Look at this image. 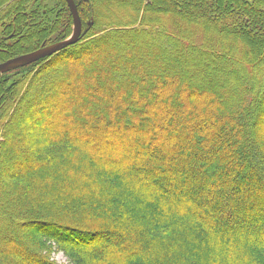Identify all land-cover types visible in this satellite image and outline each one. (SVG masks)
<instances>
[{"label":"trees","instance_id":"1","mask_svg":"<svg viewBox=\"0 0 264 264\" xmlns=\"http://www.w3.org/2000/svg\"><path fill=\"white\" fill-rule=\"evenodd\" d=\"M37 1L0 0V43L23 41L25 6ZM73 1L79 42L0 74V190L13 207L0 220L13 230L15 220L34 226L24 241L0 239V264H57L53 244L69 264H264V233L243 227L264 220V126L255 127L264 0H134L135 19L120 25L101 23V0ZM60 3L55 27H28L31 45L0 53V63L67 38L72 14ZM31 13L34 21L39 12ZM192 13L198 23L188 22ZM122 25L131 38L100 52ZM253 25L259 35L249 33ZM236 32L257 57L224 42ZM164 56L184 69L170 70ZM37 73L52 94L36 81L27 91ZM12 152L23 154L13 166ZM99 225L113 240L81 247Z\"/></svg>","mask_w":264,"mask_h":264},{"label":"rangeland","instance_id":"2","mask_svg":"<svg viewBox=\"0 0 264 264\" xmlns=\"http://www.w3.org/2000/svg\"><path fill=\"white\" fill-rule=\"evenodd\" d=\"M84 1H88V0H84ZM131 3H134V0H115V1L114 0L113 1L112 0H110V1L109 0H101V3L98 4V7H99V9H100V11H101V13L103 15V17L101 19V23L105 22V23H111L112 24L113 22H116L118 25H120L121 23H125L126 24V23H129V22L133 21L135 18H132L133 17L132 16V11L129 8V5ZM153 3L156 5V7H159L157 1L154 0ZM60 5H61L60 0H38L35 3L28 2L27 6H25V12H26L27 16L29 17V20H27V27L24 28V31H23L24 32L23 33V38H22L23 41L20 43V41H18V37L15 35V40H13V38L12 39L10 38L9 40L6 41V43H0V49L2 51H5V52H0L1 55L5 54V53H6L5 55H8V53H12V51L14 49H18L20 47L25 48V47H28L29 45H31L34 36L30 32L28 27L30 28L31 26H33V27L35 26V28H37L38 30H43V29H45L44 27H46L45 25H48L49 23H51L53 25L51 27H55V25H56L54 23V22H56L55 14L57 15L58 12H59V9L62 8V6H60ZM34 10H38L39 16H37L36 19L34 21H32L34 14H32L31 11H34ZM164 13L168 14V10H165ZM177 15H179V17H181V19H183L182 15H180V13L177 14ZM192 16L194 18L191 19V20L187 19L188 22L198 23L199 20L201 19V18H199L197 15H195L193 13H192ZM91 17H93V16H91ZM160 18H162L161 15L160 16L158 15L156 17V19H160ZM89 19L85 20L86 24H89ZM68 27H69V23H67V29H68ZM99 29H100V27L97 28V30H99ZM241 30H242V28H241ZM250 30L251 31H249V33H251L252 35H259V30L258 31L256 30V26L255 25H253L252 29H250ZM62 31L63 30H61V29H60L59 32H57L56 30H53V31L50 32V33H52L50 36L51 37L55 36V38L57 39V38H59L58 37L59 35H63L64 34V32H62ZM47 32H49V29L48 30H44L45 34H47ZM211 32H212V36H213L212 38L214 40H216L215 43L220 42L221 37H220V31L218 29V24H216L215 28L212 29ZM3 34H4V32H1V29H0V38H1V36H3ZM206 34H207V31H206ZM229 37L226 36L225 39H224V42H226L227 44H232L234 42V44H236L235 45L236 49H238L239 45H240L241 52H243V54H245V56H250L251 55V56H254V58H255V57H257L259 55V52L254 53V50L247 45L244 37L242 36V33L241 34H239L237 32L233 33V34L230 33ZM128 38H131V37L127 33V31L124 30V25H122L121 28L119 27V30H118V32H117V34L115 36H111V37L107 38L106 41L103 42L102 47L100 49L101 50L100 52H103V50L107 49L109 46H112L111 43H113L115 45V47H121L123 45L122 42L124 40L128 39ZM145 41L147 42L146 46L148 45V47H150V44H148L149 43V39H147ZM78 42H79V40L74 42L71 45H76ZM138 42L139 41H137L136 43H138ZM6 44H7V47L11 46V48L4 49L6 47ZM262 44H263V46H262V49H263L264 48V42ZM71 45H69V46H71ZM249 49L251 51H249ZM100 52H98V53H100ZM126 52L131 53V51H129V49H127ZM169 52H167V55H171V53H169ZM122 53L123 52L119 53V57H124V55ZM185 54H188V53H185ZM86 56L87 55H84L82 57V59L85 58ZM163 59L167 60V57L164 56ZM216 62H217V60H216ZM167 66L171 67L170 70L184 69V68H181V66H179V65H175V64H171V63L169 64L168 60H167ZM199 68L203 69L202 67H199ZM68 70L66 71V74H64V71L61 72V77H63V79L66 80V81H68V75H67L68 74ZM19 72H21V71L8 74L7 77H10L9 83H11L10 81L19 79L20 75L25 73V72L24 73H19ZM0 74H1V72H0ZM219 79L221 80L220 77H219ZM222 79L225 80V79H227V77H224ZM35 81L37 83L40 82V84L42 83V85L45 84L44 86H45V88H47L46 92L48 91V93H50V94L53 93L52 90H53L54 87L51 84V81H50L49 77L41 78L39 73H37L35 75V77L33 78V80H31V82L29 83L27 91L32 90V88L34 87ZM149 89H150V87H149ZM20 93H22V89L19 92V95L17 97V100L19 99L20 102H21L23 100V98L25 97L26 93H24V95H22V94L20 95ZM255 120H256L255 123H257L255 125L256 129L257 128L261 129L262 126H264V102H263L259 112L255 116ZM22 123H23V121H22ZM13 124L15 125V128H17L18 133L19 134H23L22 132H20L21 130H20L18 124L17 123L15 124V121H13L12 125ZM27 129L28 128H24L25 131H28ZM256 132H258V131H256ZM21 158H23V154L22 153L18 154V153L12 152L11 156H10V158H8L7 162L10 163L11 166H13L14 161L15 160H19ZM211 166L213 167V169H215L214 171L216 172L217 169H218L217 168L218 166H216V165H211ZM205 174L206 175H211L207 171H205ZM247 184L250 187L249 189L252 188V185L254 187L253 183H247ZM246 185L242 187L243 190L248 187ZM262 195H264V192H263ZM10 201H11V198L9 197V195L2 193V191L0 190V210H2L3 212H12V208L13 207H10V203H9ZM15 221H17L18 223L16 224V227L13 230V229L9 228L8 223H5L4 219L0 220V239L1 240H5V239L8 240V238L11 239L12 236H15V237L19 238L20 240L24 241V238H23L24 233L23 232L29 231V229L34 228L33 224L21 223L18 220H15ZM258 223H259V225H255V227H252V228L250 226H248V225H244L243 226L244 230L248 231L251 235L257 234V233H259V231H262V233H264V220H259ZM97 228H99V229L101 228V230H102V233H99V231L96 233L94 230H92V232H95L96 236H94V238L96 237L97 241L94 240L96 242L89 241L87 243H83V244H81V247H94V246H97V244L98 245L99 244L102 245V244H105L108 241L113 240L114 231H113L112 228L109 229L107 227H102L100 225ZM83 232H85V231H83ZM98 233H99V235H98ZM90 234H91V236L93 235L91 232H90ZM51 250L52 251L50 253V258L53 261H55L57 264H69L66 255L62 251L58 250L54 244L52 245V249ZM33 264H39V263L38 262H33Z\"/></svg>","mask_w":264,"mask_h":264},{"label":"water","instance_id":"3","mask_svg":"<svg viewBox=\"0 0 264 264\" xmlns=\"http://www.w3.org/2000/svg\"><path fill=\"white\" fill-rule=\"evenodd\" d=\"M70 12L72 14L73 17V23H74V32L73 34L65 40L59 41L57 43H54L52 45L43 47L41 49H37L35 51L20 55V56H16L14 58H11L9 60H6L2 63H0V72L18 66V65H22V64H26L32 61H35L39 58L45 57L47 55H50L66 46H68L69 44L74 43L77 40V37L79 35V31H80V19L78 16V12L77 9L75 7V4L73 2V0H66Z\"/></svg>","mask_w":264,"mask_h":264}]
</instances>
